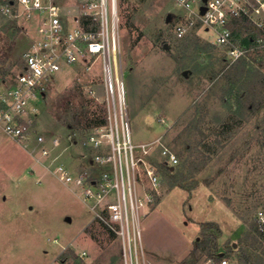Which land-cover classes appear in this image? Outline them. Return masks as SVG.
I'll list each match as a JSON object with an SVG mask.
<instances>
[{
  "label": "rangeland",
  "instance_id": "1",
  "mask_svg": "<svg viewBox=\"0 0 264 264\" xmlns=\"http://www.w3.org/2000/svg\"><path fill=\"white\" fill-rule=\"evenodd\" d=\"M7 2L0 0V71L11 77L38 20L4 14ZM118 9L133 142L162 137L179 157L173 171L160 164L161 186L142 212L143 242L177 257L193 237L194 247L205 245L218 225L227 236L210 247L215 252L192 250L180 263L242 264L246 253L248 264H264V243L253 234L264 204V48L231 63L174 0H118ZM103 81L102 61L76 64L58 73L38 105L35 126L60 136L58 152L71 170L99 171L91 165L97 150L85 143L105 120ZM45 162L0 128V264H55L62 253L71 264H123L119 236Z\"/></svg>",
  "mask_w": 264,
  "mask_h": 264
},
{
  "label": "built area",
  "instance_id": "2",
  "mask_svg": "<svg viewBox=\"0 0 264 264\" xmlns=\"http://www.w3.org/2000/svg\"><path fill=\"white\" fill-rule=\"evenodd\" d=\"M174 1L184 10L189 23L200 20L205 30L215 36L214 42L227 49L231 63L264 48V0ZM1 10L12 17L37 18L38 25L19 70L11 77L0 71V128L31 154L38 153L69 189L80 191L94 218L121 239L123 264H154L144 247L142 212L155 201L161 186L160 164L173 170L179 157L162 137L133 142L122 68L118 0H12ZM238 20L252 24L255 32L243 38L236 35L232 25ZM187 28L185 23L177 26L179 33H185ZM98 61H102V102L107 112L105 122L87 133L85 144L97 150L91 165L99 171H74L58 152L60 136L48 137L35 126L38 105L63 69ZM155 146L159 151L157 160ZM54 152L58 153L53 155ZM253 224L264 240V204L256 211ZM62 254L55 264H71ZM86 254L82 251L80 256ZM219 264L229 261L223 259Z\"/></svg>",
  "mask_w": 264,
  "mask_h": 264
},
{
  "label": "trees",
  "instance_id": "3",
  "mask_svg": "<svg viewBox=\"0 0 264 264\" xmlns=\"http://www.w3.org/2000/svg\"><path fill=\"white\" fill-rule=\"evenodd\" d=\"M8 2L9 1H12V0H7ZM245 20H238L236 23H234L233 25H232V28H233V30H234V32H235V34L236 35H239V33L241 32V30L242 29H244V28H246V30H248L249 32H250V34H252L253 32H255V30H256V28L252 25V24H250L249 22H244ZM12 23H14L15 25H16V23H15V21H11ZM4 74V73H3ZM5 75V74H4ZM240 97H242V95H240ZM104 122H105V120H104ZM103 122V123H104ZM102 124V123H101ZM98 125V124H97ZM67 126L69 127V128H74V125H72L71 123H67ZM166 170L168 171V172H170V171H173V170H171L170 168H167L166 167ZM216 227V233H211L210 234V237H208V239L206 240V243H205V245H203V246H201L200 247V244L199 243H197V244H195V247H194V251H197V250H202V251H206V248H208V254L209 255H211L212 254V252L213 251H211V249H210V247H212V248H214V247H217V239H218V237H219V235L221 234V228L217 225V226H215ZM253 234H254V237H255V240L256 241H261V242H263L264 243V240L263 239H261L260 237H259V235L256 233V230L254 229V232H253ZM204 244V243H203ZM205 246V247H204ZM215 252V251H214ZM213 252V253H214ZM63 259H66V258H68V257H66V256H64V255H62L61 256ZM239 261L242 263V264H248L249 262H251L250 261V258L247 256V254L245 253V255L244 254H242L241 256H240V259H239Z\"/></svg>",
  "mask_w": 264,
  "mask_h": 264
},
{
  "label": "crops",
  "instance_id": "4",
  "mask_svg": "<svg viewBox=\"0 0 264 264\" xmlns=\"http://www.w3.org/2000/svg\"><path fill=\"white\" fill-rule=\"evenodd\" d=\"M226 234H227V232L222 230V234L219 235V237H218L219 242H221L223 237L227 236ZM193 241H194V237L191 238V240L186 245L185 250H183V252H181V254H178L177 257L164 254L163 252H159V251L153 249L149 245V243H147L145 241H144V247L146 249V253H147L148 257L150 258V260L154 264H182V262L180 263L179 258H181V260H184V257H186L189 253H191V251L194 249L193 248L194 247ZM229 263H230V260H229Z\"/></svg>",
  "mask_w": 264,
  "mask_h": 264
},
{
  "label": "water",
  "instance_id": "5",
  "mask_svg": "<svg viewBox=\"0 0 264 264\" xmlns=\"http://www.w3.org/2000/svg\"><path fill=\"white\" fill-rule=\"evenodd\" d=\"M204 1H206V0H204ZM202 12H205V10H206V7L205 6H203L202 8ZM170 17H171V15H168V18H167V20H169L170 19ZM184 75H188V71H184ZM68 220H70V218H68Z\"/></svg>",
  "mask_w": 264,
  "mask_h": 264
}]
</instances>
